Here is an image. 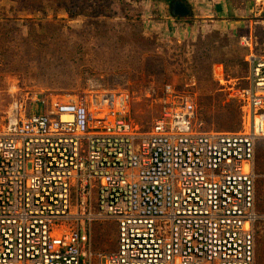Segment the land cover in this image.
Wrapping results in <instances>:
<instances>
[{
  "label": "built area",
  "instance_id": "built-area-1",
  "mask_svg": "<svg viewBox=\"0 0 264 264\" xmlns=\"http://www.w3.org/2000/svg\"><path fill=\"white\" fill-rule=\"evenodd\" d=\"M240 43V131H206L193 95L171 84L147 131L131 92L100 80L15 99L0 129V264H257L264 55L251 36ZM98 221L115 222L117 245L94 254Z\"/></svg>",
  "mask_w": 264,
  "mask_h": 264
},
{
  "label": "rangeland",
  "instance_id": "rangeland-1",
  "mask_svg": "<svg viewBox=\"0 0 264 264\" xmlns=\"http://www.w3.org/2000/svg\"><path fill=\"white\" fill-rule=\"evenodd\" d=\"M183 1L191 9L182 17L188 33L179 24L174 36L165 20L169 13L160 11L158 1L0 0V129L15 99L28 93H76L100 80L107 88L131 92L143 131L161 114L167 84L193 95L197 124L206 131L242 130L243 111L230 87L246 85L248 50L239 36ZM257 34L256 53L264 55V33L259 28ZM224 76L227 84L221 85ZM255 175L261 215L256 259L264 264V139L257 142ZM92 238L94 254L114 250L115 222H95Z\"/></svg>",
  "mask_w": 264,
  "mask_h": 264
},
{
  "label": "crops",
  "instance_id": "crops-1",
  "mask_svg": "<svg viewBox=\"0 0 264 264\" xmlns=\"http://www.w3.org/2000/svg\"><path fill=\"white\" fill-rule=\"evenodd\" d=\"M163 3V8L160 10L162 13L168 12L169 15L165 19L169 26L172 27L173 35H178L177 25L183 26L182 33L185 35L188 33L187 26L188 22H184V18L174 16L171 12L172 2L168 0H151ZM177 1V0H175ZM183 1V0H182ZM197 1V2H196ZM235 0H193V4L190 0L187 2L192 6V11H198L208 21H217L221 23L224 29L233 32L235 36H251L259 46L257 31L259 28L264 33V15L263 10L258 9L254 6L253 0H240L236 3ZM165 16V14H164ZM211 19V20H210ZM183 20V21H182ZM177 30V31H176ZM247 60V59H246ZM221 68V67H220ZM250 72V64L247 75ZM246 75V76H247ZM245 76V77H246ZM243 77L242 79L244 80ZM227 80L224 77L221 79V85H226ZM246 82V81H245ZM257 262V259H256ZM93 263V261H92Z\"/></svg>",
  "mask_w": 264,
  "mask_h": 264
},
{
  "label": "water",
  "instance_id": "water-1",
  "mask_svg": "<svg viewBox=\"0 0 264 264\" xmlns=\"http://www.w3.org/2000/svg\"><path fill=\"white\" fill-rule=\"evenodd\" d=\"M171 12L175 16L185 17L190 14L191 9L186 2L177 0L172 2Z\"/></svg>",
  "mask_w": 264,
  "mask_h": 264
},
{
  "label": "bare ground",
  "instance_id": "bare-ground-1",
  "mask_svg": "<svg viewBox=\"0 0 264 264\" xmlns=\"http://www.w3.org/2000/svg\"><path fill=\"white\" fill-rule=\"evenodd\" d=\"M246 36V35H245ZM250 45H251V43H250ZM14 86H12V88H13ZM13 111V109H11L10 110V113ZM248 168V166H246V169Z\"/></svg>",
  "mask_w": 264,
  "mask_h": 264
},
{
  "label": "trees",
  "instance_id": "trees-1",
  "mask_svg": "<svg viewBox=\"0 0 264 264\" xmlns=\"http://www.w3.org/2000/svg\"><path fill=\"white\" fill-rule=\"evenodd\" d=\"M168 1L172 2V1H175V0H168Z\"/></svg>",
  "mask_w": 264,
  "mask_h": 264
},
{
  "label": "flooded vegetation",
  "instance_id": "flooded-vegetation-1",
  "mask_svg": "<svg viewBox=\"0 0 264 264\" xmlns=\"http://www.w3.org/2000/svg\"><path fill=\"white\" fill-rule=\"evenodd\" d=\"M189 6V5H188ZM191 13V12H190ZM190 15V14H189ZM175 16V15H174ZM178 17H180V16H178ZM186 17V16H185Z\"/></svg>",
  "mask_w": 264,
  "mask_h": 264
}]
</instances>
